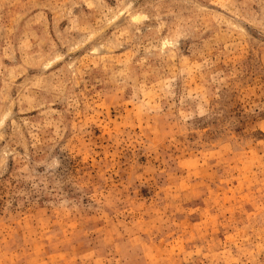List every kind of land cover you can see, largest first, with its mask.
<instances>
[{
  "label": "rangeland",
  "instance_id": "rangeland-1",
  "mask_svg": "<svg viewBox=\"0 0 264 264\" xmlns=\"http://www.w3.org/2000/svg\"><path fill=\"white\" fill-rule=\"evenodd\" d=\"M0 264H264V0H0Z\"/></svg>",
  "mask_w": 264,
  "mask_h": 264
}]
</instances>
